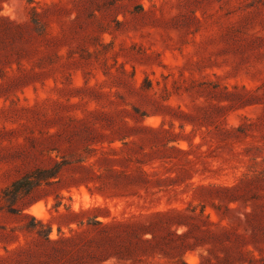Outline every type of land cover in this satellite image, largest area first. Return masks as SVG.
Returning a JSON list of instances; mask_svg holds the SVG:
<instances>
[{"label":"rangeland","instance_id":"374dc122","mask_svg":"<svg viewBox=\"0 0 264 264\" xmlns=\"http://www.w3.org/2000/svg\"><path fill=\"white\" fill-rule=\"evenodd\" d=\"M0 264H264V0L1 1Z\"/></svg>","mask_w":264,"mask_h":264},{"label":"trees","instance_id":"16d2710c","mask_svg":"<svg viewBox=\"0 0 264 264\" xmlns=\"http://www.w3.org/2000/svg\"><path fill=\"white\" fill-rule=\"evenodd\" d=\"M1 1L3 0H0V2ZM28 1L31 2V0ZM31 15H32V21L38 23L40 13L36 10V8L32 7ZM59 172H60L59 165H56L51 168L37 167L31 171H28L5 188L2 194V199L5 202H8L9 204L12 205L14 202H16V200L28 194L40 184L42 183L49 184L51 182V179L58 176ZM58 206L59 203H56L54 205L56 210ZM66 209L69 211V213H73L69 209V206H67ZM98 210H100V207L95 206L92 208L81 209L79 212L81 214H93L92 220L89 221L88 223L96 224L99 222L96 220L97 215L94 212ZM174 211L175 209H168L165 211L151 212L147 215H144V217L147 220V223L141 221H131V219L129 218L126 219V221L123 224L128 228L129 232L135 236L140 237L143 234L150 233L152 238H155L156 230L163 227L164 223L167 224L172 219V217H170V214L171 212ZM38 222L45 227L44 235L46 236L47 239H49L48 234L51 230L50 224L49 223L44 224L41 222V220H38ZM109 225L110 223H103V226L105 227Z\"/></svg>","mask_w":264,"mask_h":264},{"label":"bare ground","instance_id":"6f19581e","mask_svg":"<svg viewBox=\"0 0 264 264\" xmlns=\"http://www.w3.org/2000/svg\"><path fill=\"white\" fill-rule=\"evenodd\" d=\"M36 208L33 206V210H35Z\"/></svg>","mask_w":264,"mask_h":264}]
</instances>
